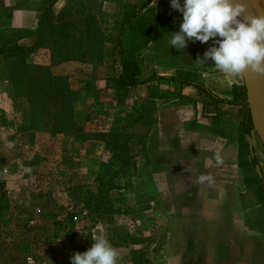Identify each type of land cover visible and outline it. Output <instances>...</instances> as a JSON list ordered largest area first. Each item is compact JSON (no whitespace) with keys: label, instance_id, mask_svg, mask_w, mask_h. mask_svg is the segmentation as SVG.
<instances>
[{"label":"rangeland","instance_id":"obj_1","mask_svg":"<svg viewBox=\"0 0 264 264\" xmlns=\"http://www.w3.org/2000/svg\"><path fill=\"white\" fill-rule=\"evenodd\" d=\"M45 1L0 0V46L32 43L37 10ZM142 2L56 0L52 10L87 18L89 30L106 38L114 36L125 15ZM169 2L150 0L124 26L120 36L124 54L137 62L141 80L186 75L216 91L218 81L210 80L217 71L215 66L207 62L209 76L205 81L200 74L205 64L195 61L203 57L211 40L206 46L189 42L180 51L170 47L169 38L179 30L182 13L172 9ZM101 46V62L94 71L91 64L77 60L52 64L45 46L27 53L25 61L48 65L54 74L66 76L74 89L90 75L96 98H79L73 115L88 133L128 126L131 159L121 160L118 166L102 141H77L66 133L51 134L39 128L37 112L27 109L24 93L7 80L9 61L0 57V264H71L72 254L87 250L97 235L105 236L119 251L118 264H174L169 247L172 233L179 227L175 222L179 207L169 210L165 202L182 203L194 196L184 198L183 193L172 192L173 158L170 150L160 148L157 113L164 107L181 106L184 119L179 123V134L175 130L179 140L189 137L184 133L188 130L219 133L229 141L240 132L246 102L245 106H224L215 116L210 106L199 113L195 107L199 98L177 92L173 89L177 82L156 78L116 98L108 83L109 77L119 72L118 64L113 63V43L105 40ZM222 80V91L226 92L233 78ZM142 105L149 110L145 116ZM192 111L195 117L185 119ZM257 132L254 128L249 137L264 187V150ZM168 135L164 133L163 137ZM183 151L179 149L177 156L195 157L199 153ZM115 168L117 174L113 173ZM158 171L163 172V185ZM237 199L244 225L264 238V205L248 187Z\"/></svg>","mask_w":264,"mask_h":264},{"label":"trees","instance_id":"obj_2","mask_svg":"<svg viewBox=\"0 0 264 264\" xmlns=\"http://www.w3.org/2000/svg\"><path fill=\"white\" fill-rule=\"evenodd\" d=\"M56 0H46L37 10L34 24L35 38L28 45L14 44L0 46V57L9 61L7 80L10 85L24 93L27 109L35 110L39 118L36 119L39 128L49 131L51 134L66 133L77 141L97 139L102 141L105 149L111 154L115 165H121V160H129L131 157L127 150L128 126H122L118 131H96L88 133L84 131L82 124L78 123L73 115L74 107L79 98L90 96L96 98V92L90 86V75L81 80V85L72 88L66 76L54 74L48 65L31 64L25 61V56L32 50L45 46L50 51L52 64L77 60L92 65V70L101 62L102 41L110 40L113 43V63L119 66V72L109 77L108 83L115 92L116 98L120 94L135 88L141 84L156 78L177 82L179 85H189L194 88L197 95L202 97V106H210L214 110V116L218 113V106L223 104L245 106L244 87L240 89L232 87L230 98H218L199 82L178 76H153L145 80L139 79V67L137 62L126 56L123 51L120 36L124 26L132 20L137 11L148 4L150 0H144L138 4V8L132 9L125 15L117 28L114 36H98L89 30L88 19L75 18L68 12L54 13L52 5ZM148 109L141 107L144 116ZM140 117V116H138ZM138 117L133 121L135 122ZM43 119V120H42ZM240 132L236 137L238 143L236 163L242 174L243 183L251 188L258 203L264 205V187L260 170L252 147L248 149L246 136H250L253 124L250 120L248 109L243 108L239 121ZM131 124L129 125V127ZM146 131V130H144ZM261 144V143H260ZM246 156L249 158H246ZM114 166V165H113ZM257 170V173L255 171ZM114 174H117L115 168ZM98 190V187H97Z\"/></svg>","mask_w":264,"mask_h":264},{"label":"crops","instance_id":"obj_3","mask_svg":"<svg viewBox=\"0 0 264 264\" xmlns=\"http://www.w3.org/2000/svg\"><path fill=\"white\" fill-rule=\"evenodd\" d=\"M209 63L213 64L211 61ZM207 65L200 67L203 69L200 70L201 77L205 81V77L209 76ZM181 77L187 78L186 75ZM224 77L226 76L218 70L211 75L210 80L218 81L216 91L207 88L204 81L202 85L218 98L229 99L231 88L240 89L243 85L241 77H237L239 81L233 78L224 92ZM174 88L180 94L199 98L195 107H198L199 113L204 111L206 106H202V98L194 88L179 84ZM219 89L221 92H218ZM224 106L230 104L219 105L218 112ZM181 110V106L164 107L158 111L156 117V134L161 140L160 148L170 150L173 158L172 192L174 195L183 193L184 198L194 196V199L182 203L175 204L173 200L165 202V207L169 210L179 207L178 214L175 215V222L179 227L173 231L172 245L169 247L174 254V264H264V248L261 247L264 238L259 232L247 229L244 225L241 204L237 199V195L246 190L236 163L237 141H229L224 135L211 131L207 133L190 130L184 132L190 138L179 140L175 136V130L179 134V123L184 119ZM195 115L192 111L185 119L194 118ZM164 133L169 134L165 136L166 139L163 137ZM179 149L199 153L195 157H178ZM156 174L163 185V172L158 171ZM201 176H211L213 179L211 182H202Z\"/></svg>","mask_w":264,"mask_h":264},{"label":"clouds","instance_id":"obj_4","mask_svg":"<svg viewBox=\"0 0 264 264\" xmlns=\"http://www.w3.org/2000/svg\"><path fill=\"white\" fill-rule=\"evenodd\" d=\"M170 7L182 13L179 30L169 38L170 47L180 51L189 42L211 40L203 57L195 60L199 65L211 61L216 70L232 78L246 71L264 75V14H246L244 0H170ZM212 179L200 177L202 182ZM92 240L87 250L72 254L71 264H118L120 253L105 236Z\"/></svg>","mask_w":264,"mask_h":264},{"label":"water","instance_id":"obj_5","mask_svg":"<svg viewBox=\"0 0 264 264\" xmlns=\"http://www.w3.org/2000/svg\"><path fill=\"white\" fill-rule=\"evenodd\" d=\"M244 2L246 4V14H264V3L262 0H244ZM240 77L242 80V85L244 87L246 107L248 109L250 120L253 124V120L256 116L257 110L264 111V75L252 71H246ZM245 138L248 149H250V137L246 136ZM258 138L264 150V143L259 133Z\"/></svg>","mask_w":264,"mask_h":264},{"label":"bare ground","instance_id":"obj_6","mask_svg":"<svg viewBox=\"0 0 264 264\" xmlns=\"http://www.w3.org/2000/svg\"><path fill=\"white\" fill-rule=\"evenodd\" d=\"M262 112H263V115L260 117V110H257L256 116L253 120V125H254V128H257L258 133L260 134L261 138L264 141V111Z\"/></svg>","mask_w":264,"mask_h":264}]
</instances>
